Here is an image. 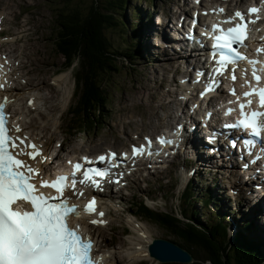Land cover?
Instances as JSON below:
<instances>
[{"label": "snow or ice", "instance_id": "obj_1", "mask_svg": "<svg viewBox=\"0 0 264 264\" xmlns=\"http://www.w3.org/2000/svg\"><path fill=\"white\" fill-rule=\"evenodd\" d=\"M259 11V8L252 7L249 14H256V18L259 19ZM218 12L222 14L224 9L220 8ZM236 19L239 22L235 23L234 27L224 30L220 26L223 23L231 24ZM255 22L247 21L244 13L236 11L233 17L214 24L210 33L214 39L210 55L216 66L207 74L203 71L197 72L198 79L195 81L199 83L201 78L206 75L208 77L205 90L200 93L203 98L221 86L219 77L228 71L229 66H233L231 79L235 81L236 66L243 61L251 65L255 83L246 81L245 86L249 91L242 94L246 103L239 102L241 97L237 95L235 88L230 93L237 96L240 119L224 126L226 129L242 131L251 137L243 141V148L248 155H255L251 163L264 159V62L249 59L240 49L246 46L249 24ZM193 24L195 26L196 21H193ZM257 51L264 52V48ZM2 75L0 66V76ZM3 87L4 85L0 84V88ZM253 97L258 100V109H252ZM32 103L34 102H29L30 105ZM7 104V97L0 100V264H100L93 255L95 242L91 235L84 236L79 224L72 225L74 219L82 220L84 216H93L97 213V198L94 196L81 207L73 197L79 199L84 195L83 191H76L77 184L103 191V182L112 174V168L119 167L120 161L127 158V153L119 158L116 153L101 155L96 161L83 157V162L75 164L68 161L73 168L70 177L57 175L54 179H46V170L33 167L28 161H36L37 157H40V162L44 163L49 158L43 155L41 146L21 134L22 129L19 126L14 128L8 126L10 117L5 111ZM232 111L233 109L229 108L226 114L231 115ZM215 138L214 133L213 141ZM159 142L162 145L171 143L162 137L159 138ZM147 144V149L143 145L133 146V157L144 154L158 155L151 150V140H147ZM258 146L261 151L257 154L254 150ZM232 147H237L235 142H232ZM23 157H27L28 160ZM94 164L103 167L93 166ZM248 166L247 163L244 165L245 168ZM80 172L82 178L77 179V173ZM110 182L120 181L117 179ZM42 188L54 189L57 196H46L41 191ZM69 189L72 195L66 196L65 192ZM24 205H29L30 210L24 208ZM98 215L101 219H91L87 222L106 226V221L102 219L104 213L100 212Z\"/></svg>", "mask_w": 264, "mask_h": 264}, {"label": "trees", "instance_id": "obj_2", "mask_svg": "<svg viewBox=\"0 0 264 264\" xmlns=\"http://www.w3.org/2000/svg\"><path fill=\"white\" fill-rule=\"evenodd\" d=\"M128 1L93 0L86 5L85 13L79 8L71 7L69 2L61 7L55 41L58 43L60 54L64 57L69 59L75 52L79 55L84 81L89 82L90 88L93 89L88 101H95L98 96L104 99L101 90L94 88L97 78L111 76L117 67L121 68L118 66V60L112 57L119 55L110 51L111 42L105 31L120 29L121 18L124 16ZM136 16H138L137 12ZM138 27L134 24L132 30L135 32ZM135 39L140 42V38ZM135 43L134 41V45ZM140 52V46H133L123 58L125 61L134 62L133 57L138 56ZM119 63L123 65L122 62ZM147 215L151 220L162 225L167 233L175 237L180 247L192 255L194 259L192 264H264V243L245 234L250 232H238L228 244L224 225L215 226L212 223L197 225L194 217L187 219L192 223L189 224L168 214L148 213Z\"/></svg>", "mask_w": 264, "mask_h": 264}, {"label": "rangeland", "instance_id": "obj_3", "mask_svg": "<svg viewBox=\"0 0 264 264\" xmlns=\"http://www.w3.org/2000/svg\"><path fill=\"white\" fill-rule=\"evenodd\" d=\"M27 1H31L34 4H38L39 9H41L40 12L38 13V16H39V20L41 23V31L44 35L43 41H42V46H43V49L46 53V63H47V65L45 67L43 66L42 68L44 69V71L46 73L49 74L55 68L54 66H49V64H51L52 61H55L57 63V66H59L62 63L61 59H54L53 57L50 56V49H49V46L45 40L47 33H48L47 29H48V22L50 19L51 7L54 5V6L61 8L62 5L67 4L69 2L71 7L79 8V9H81L82 13H85V8H87L86 5H88L89 2L93 1V0H27ZM182 1L183 0H129L127 6L125 8L124 16L121 18L122 25L120 26V29L119 30H106L105 31L106 36L110 39L112 49L113 50L117 49L118 51L125 53L130 48H124V44L127 46V44L129 43V45H130V43L132 42L133 39H135L136 37H139V36L141 37V33L136 32L135 33L136 35H134V32L131 30V28L133 27V25L135 23L143 22V20H139V18L136 17L135 14L137 11L142 12L143 14H146L147 11L153 12V10H157L160 8V6H162V8H165L164 10H167V11L171 10L173 12L174 10H177V7H176L177 4H181ZM187 1H189V0H187ZM22 4H24L22 2V0H0V10H3L7 13L14 14L19 10V7ZM151 5L156 6V9L150 8ZM148 7L150 9H148ZM147 34H148L150 39H148V41H146V43L144 42V44L148 45L149 46L148 49H150V50L147 49L149 52V54H148L149 56H148V60L143 63L144 65L141 64L142 63L141 61H144L146 59V57H145L146 55H145V53H142V54H140V60L134 66H132L131 69L128 68L129 67L128 63L120 61L123 63V65L121 63H118V66H121L122 68L117 67V69H119L121 72L123 71V73H117V71H116V72H113L111 74V78H110L111 86H113V83H117V85H118V91L111 93V96H113L115 107L120 113L124 112L123 105H124L125 101L131 100L130 107L138 105L139 102L143 99H144V101H146L144 89H145V87H147L149 85L151 86L153 84L152 88H155V90H156V92H154V93L151 92V89L148 90L149 92H151V96L149 97V99L152 101V103H151L152 105H155L157 103V101L161 102V100H160L161 98H159L158 93L160 91H164L165 89H167V84H169V82L172 81V85H170V87L168 86L169 89H171L173 91H175L174 89L178 90V87L174 86L175 80L178 77H175V75L173 77L171 75L167 76V73L163 74V72L167 71V68H168L167 62L168 61L171 62L172 60L165 61L164 57H166V55H164L158 48H155L154 44L159 42V37L158 36L156 38L152 37L153 30L149 31ZM123 37H126V39H123ZM127 40H128V43H127ZM165 63L167 64L166 69L164 71H162V69L165 66L164 65ZM174 63H175V61H173L172 65ZM62 76H64V75H62ZM69 80H70V78H69ZM164 94H166V93H164ZM164 94H162V95H164ZM166 95H168V94H166ZM125 96H127V98L124 100ZM52 97L53 96L48 97V100H50ZM167 98L171 99L169 97V95ZM169 102H170V104H173V103L176 104L175 100H169L168 103ZM161 103L163 104V102H161ZM165 105H167V104H165ZM155 107H157V105L150 107L146 104V102L143 104L144 110L150 115H151V113H153L152 117L153 118L157 117L158 119H160V112H163L166 115L169 111L168 109H170V108L166 107L163 109H157L156 110ZM134 113H136V114L140 113L141 115H143L141 109H139L138 111H135ZM125 114H127V113H125ZM128 117L132 118L133 114L131 113ZM157 122H160V120H157ZM153 123L155 124V125H153L154 129L159 130V132L160 131H166L169 128V127H163L166 124H168L167 121H163V122L157 123V124L155 121H153ZM157 130L153 131L152 129H150V130H148V132H150L152 134L154 132H158ZM106 131H107V129L104 128V132H106ZM76 139H80V140L84 141L87 138L84 135L80 134V135L76 136ZM96 152L99 153L100 151H96ZM96 152H93L92 154H94ZM66 156L67 155H65L64 157H66ZM207 177L211 178V176H209V174L207 175ZM212 177H214V175ZM171 179L173 181L174 177H171ZM197 179H199V178H197ZM172 193H173V191H171L169 186H167L166 184H163V186L159 189L158 193L156 192V194H155L156 197H159V195L164 196V202H162V204H165V207L158 208L159 210H166V211L173 210L174 204L176 203V199L174 197H172ZM230 198L231 197H228V200L225 202H226V207L229 210L228 215L231 218V223H235V220L239 219L238 220L239 224L236 223V225H235L236 229L237 230L242 229L244 227V225L250 224L251 227L248 230V232L252 233V234L249 233L250 237L253 236V230L255 232H258V233H262V232L264 233V230L261 229V225H264V209L262 211H260L258 215H255L253 210H251V213H250V210L247 206L239 207L238 209L236 207L234 208V205L231 202ZM158 203L159 202H157V204ZM262 204L264 205V202H262ZM193 208L195 209V211H198L199 214H201L202 212L205 214L208 213V211H206L204 208H202L201 203L195 204L193 206ZM143 222L146 225V228H147V231H148L150 237H152L154 239L159 238V239H166V240H176L175 237L169 235V233H167L164 229H161L160 227H158L156 225L146 223L145 221H143ZM112 235H114V237H113V239L115 240L114 242L118 243V241H121V236H118L117 233H114ZM112 235H110V239H111ZM105 236H109V232L106 231ZM113 252L115 255L118 256V264H121L120 263V261H121L120 253L117 252L116 249H113ZM115 255H111V256H115ZM114 259L116 262V260H117L116 256L114 257ZM146 264H156V263H154L152 260H150L149 262H146Z\"/></svg>", "mask_w": 264, "mask_h": 264}, {"label": "bare ground", "instance_id": "obj_4", "mask_svg": "<svg viewBox=\"0 0 264 264\" xmlns=\"http://www.w3.org/2000/svg\"><path fill=\"white\" fill-rule=\"evenodd\" d=\"M215 1H217V2H222V1H224V0H215ZM155 24H156V22H155ZM149 37V36H148ZM152 37H155V35L153 34L152 35ZM146 55V54H145ZM146 57V56H145ZM177 58V57H176ZM169 60V59H168ZM179 62H181V63H183V60L182 59H177ZM165 61H167V60H165ZM173 61L174 60H172L171 62L170 61H168L167 62V66H168V68H167V70L168 69H170V68H173V65H172V63H173ZM166 65L164 66V68L162 69V71H164L165 69H166ZM164 74V73H163ZM70 76H71V74H69L68 75V77L67 76H60V77H58L57 79H55L54 81H55V84L58 86V87H60V88H62V89H64V86H65V84H66V82H68L69 83V78H70ZM169 95V94H168ZM161 100V99H160ZM174 102V101H173ZM157 107H155L156 108V110L157 109H163V108H166V107H168V108H170V109H168L169 111H168V113L166 114V116L167 117H171V114H170V111L172 110V109H175V107L176 106H178V102H176V104H170V102L169 103H167V105H165V104H162L160 101H157ZM169 104V105H168ZM154 108V109H155ZM154 111V110H153ZM159 111V110H158ZM164 111V110H163ZM156 112V111H155ZM153 113H151V115H152ZM153 116V115H152ZM157 118V117H156ZM174 118V117H173ZM170 128V127H169ZM169 128L166 130V131H169ZM97 153V152H96ZM96 153H94V155L96 154ZM71 154H73V155H76V154H74V153H72V152H70V155ZM78 156V155H77ZM64 159H66V157H64ZM205 169H207V170H209L210 169V167H205ZM211 169H213V168H211ZM214 170V169H213ZM198 171V170H197ZM199 172V171H198ZM262 201H264V196H263V198L261 199V201L259 202V203H261ZM244 205H242V204H236V208L238 209L239 207H243ZM254 219V218H253ZM82 225L84 224L83 222H80ZM85 229H86V231L88 232V234L89 235H91V237H93L94 239L96 238L95 236H96V234H97V232L98 231H100V229L101 228H92V227H90V226H85L84 227ZM238 232H236V234H237ZM96 240V239H95ZM96 242H97V240H96ZM145 244H146V242H144V244L143 245H141V246H139V249H138V252L137 251H135V250H129V252H128V257H129V260L130 261H135V260H139V259H141L142 257H146V255H145V253H146V246H145ZM96 247H97V245H96ZM103 252V251H102ZM103 254H104V256H102L101 257V260H106L107 258H110V263L109 264H115L116 262H115V259H114V257L115 256H111V255H107L106 254V252L104 251L103 252ZM148 258V257H147Z\"/></svg>", "mask_w": 264, "mask_h": 264}, {"label": "water", "instance_id": "obj_5", "mask_svg": "<svg viewBox=\"0 0 264 264\" xmlns=\"http://www.w3.org/2000/svg\"><path fill=\"white\" fill-rule=\"evenodd\" d=\"M160 243H163V242H160ZM175 249L179 253L178 258H173V257L167 256L163 251H161V252L158 251V246L154 247L155 252H157V254H158L157 259L161 262H164V263H166V262H183V263L189 262L190 263L192 261L191 257L188 254L184 253L179 248L175 247Z\"/></svg>", "mask_w": 264, "mask_h": 264}]
</instances>
